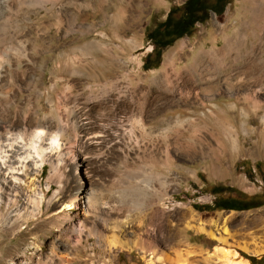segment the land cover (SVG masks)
Masks as SVG:
<instances>
[{"label":"rangeland","instance_id":"rangeland-1","mask_svg":"<svg viewBox=\"0 0 264 264\" xmlns=\"http://www.w3.org/2000/svg\"><path fill=\"white\" fill-rule=\"evenodd\" d=\"M97 1L10 0L7 12L0 3V23L7 21L5 34H12V48L0 54V118L23 120L17 131L47 133L35 160L38 215L23 199L17 205L13 195L20 189L0 179V264H72L66 261L74 250V264H224V252L230 261L249 264L244 256L264 255L243 249L264 245V205L193 208L212 206V185L246 196L264 193V66L250 87L231 71L230 91L219 81L202 92L211 81L205 72L196 79L180 75L195 53L219 49L232 36L241 0L221 15L207 13L149 70L142 68L153 49L145 27L184 0L143 2L119 36L110 28L117 0H101V9ZM102 55L114 61L97 63ZM259 60L264 65V55ZM208 67L205 60L201 69ZM163 68L168 80L162 82ZM53 134L56 141L49 140ZM87 191L89 207L77 200L64 208L75 193ZM17 213L27 219L10 232ZM36 226L40 238L33 242Z\"/></svg>","mask_w":264,"mask_h":264},{"label":"bare ground","instance_id":"bare-ground-1","mask_svg":"<svg viewBox=\"0 0 264 264\" xmlns=\"http://www.w3.org/2000/svg\"><path fill=\"white\" fill-rule=\"evenodd\" d=\"M9 1L10 0H0V3L3 4L4 7L3 11H6L7 3ZM148 1L151 0H117L113 4V8L115 9V12L112 17L113 18L112 27L110 26V28H112L113 31L112 32L110 30L111 33H115L114 35H118V36L125 33L127 29V22L133 24L137 20L139 13L144 7L143 2H148ZM101 5H102L101 0H98L97 7L99 9H101ZM239 6H240L238 11L239 16L236 22V27L232 32V36L229 38H225L223 40L222 46L219 49L211 50V51H200L195 53L190 58L189 64L185 66L182 72L180 73V75L187 76L189 79L192 78L196 79V76L202 77L204 72L207 73L211 81L209 80L210 81L209 85H205L201 87L202 92L210 93V91H212L211 88L212 85L215 86L218 85V83H221L219 81H222V83L226 85L227 87L226 89L230 91L231 88L233 87V83L235 82L236 74L241 75L243 79L246 78L244 79L245 84H243L246 86L247 85L249 86V84H252L254 82L256 83L259 80L257 78H260V77H255V73L256 72L261 73V70H263V66H264L262 61L259 60V58L264 55V0H241L239 2ZM6 25H7V21L0 23V54L1 55L4 54L6 50L12 48V47L10 48L9 46V44H11V42L9 43V39H10L9 34L11 33H8L7 35L5 34L6 30L8 29V26ZM84 31H81L80 33H83ZM96 44L97 43H95L94 46H96L95 48L97 49ZM98 45L99 47H101L100 46L101 44ZM182 45H181V41L177 43V45H175V47L167 54L166 61L169 62V60L172 57H174L173 56L174 52L177 49H180ZM103 55L102 58H99L97 63L103 64L108 61L112 63L114 61L112 58H108L107 56H103ZM205 60H209L210 67H208V69H201V66L205 62ZM111 65L113 66V64ZM233 70H235L236 73L235 75L234 73L233 75L231 74V71ZM111 76L112 75H110V77ZM219 77H221L220 80ZM102 78L105 77L102 76ZM157 78H158L157 80H160L162 82L167 81L168 70L166 68L161 69ZM238 79L241 80L240 77ZM251 79H254V81L251 82L250 81ZM241 82L243 83L242 80ZM146 105H147L146 103L139 104L138 107L144 108L146 107ZM22 122L23 120L20 119L16 123H10L7 117L0 118V129L4 130L0 132V179H3V181L8 179L12 183L13 187H17L20 189L21 193L18 194L14 193L13 195L15 197L14 201L16 202L17 205L19 204V201L23 199L24 201H22V204L28 206L32 205L34 207L33 211L38 215L41 210L40 207L41 197L35 196L36 193L35 194L32 193L35 190V185H34V180L36 179L35 171H37V168L40 166L37 165V162L35 160H39L40 155L43 153L42 145L46 140L47 133H45L43 129H37V128L29 132L23 126H22L23 128L22 130L19 129L18 131L14 130L15 127H20ZM60 136H62V134ZM49 140L56 141L57 140L56 134H53V136H51ZM223 142H225V140H223ZM29 165H32V170H34L32 174L29 173L30 172ZM77 200H80V202L83 203L84 206L86 205V207H89L90 204L93 203V197L91 196L90 191H87L84 194L75 193L74 199H71L70 203L66 204L64 208L65 209L72 208L74 202ZM27 216L28 215L25 214L21 215L20 213H17L14 217V220L7 225L8 231L11 232L17 226V220L25 221L27 219ZM8 220H10L9 217ZM38 229L39 226H36L35 228L32 229L33 231L31 230L32 232L30 231L31 234L34 236L33 242H37L40 238V236L36 234V232H38ZM112 240L117 242V238L114 236H112ZM115 242L114 244H117ZM64 247L67 249L66 246ZM243 249L248 253H250L251 255H258L264 252V245L257 242L254 243L251 247L245 246ZM224 253H222L221 255V257L225 259L224 264L240 263V261L239 263L238 261H234V260L230 261V258H228L227 255ZM68 254H72V253H70V251L68 250ZM235 254L236 252H234V255ZM77 257H79L78 251L74 250L71 259L65 261L66 263H69L72 260L73 261L72 264H74V260ZM243 263L246 262L243 261Z\"/></svg>","mask_w":264,"mask_h":264},{"label":"trees","instance_id":"trees-1","mask_svg":"<svg viewBox=\"0 0 264 264\" xmlns=\"http://www.w3.org/2000/svg\"><path fill=\"white\" fill-rule=\"evenodd\" d=\"M233 0H184L179 6H171L163 20L157 23H151L145 27V41L149 42L153 49L144 58L142 68L149 70L157 68L160 64V58L163 50L171 46L176 40L183 36H190V31L198 23L206 19V14L211 12L221 15L226 6L231 8ZM260 163H256L258 169ZM249 178L253 179L254 175L250 171ZM264 180V176H263ZM209 192L216 196L212 206L196 207V211H246L259 208L264 205V200L259 195L246 196L239 191L228 186L212 185ZM235 193V196L230 194ZM249 264H264V255L256 258L244 256Z\"/></svg>","mask_w":264,"mask_h":264}]
</instances>
